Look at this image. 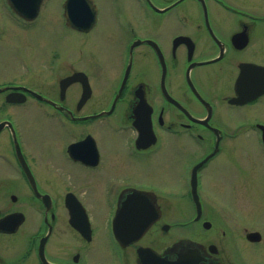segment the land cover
Wrapping results in <instances>:
<instances>
[{
	"label": "flooded vegetation",
	"instance_id": "1",
	"mask_svg": "<svg viewBox=\"0 0 264 264\" xmlns=\"http://www.w3.org/2000/svg\"><path fill=\"white\" fill-rule=\"evenodd\" d=\"M46 1L30 20L0 11V264H144L139 248L264 264V92L249 99L264 14L239 0H75L70 21L59 0L81 43L30 41ZM119 210L125 236L150 221L125 245ZM189 226L199 233L175 240Z\"/></svg>",
	"mask_w": 264,
	"mask_h": 264
},
{
	"label": "water",
	"instance_id": "2",
	"mask_svg": "<svg viewBox=\"0 0 264 264\" xmlns=\"http://www.w3.org/2000/svg\"><path fill=\"white\" fill-rule=\"evenodd\" d=\"M41 2H42V0H8L9 5L18 14H20L21 16H23L25 18H29V19L36 17V15L38 14V10H39ZM73 2L75 3L76 1L75 0H67V2H66L67 19L70 21L75 19L72 16L73 14H71V8L75 7V6L72 7V4H74ZM79 4H80V7H79V10H77V11H79V13H81L83 16H85V14H83L84 11L82 10L81 5L82 4L83 5L84 4H91V2H90V0H83L82 4H81V2H79ZM83 5H82V7H83ZM84 19H86V18H84ZM76 26H77V28H86L85 25H76ZM258 69H260L259 71L264 72V69H261V68H258ZM253 84H256V82L251 83V85H253ZM259 86L260 87L258 88V91L257 92L255 91L254 94L249 97V99L255 98L256 96H258L259 94H262L264 92V83L260 82ZM198 166H196V168ZM191 188H192V196L197 203V192H196L195 180H194V182H192ZM121 212L122 211H120V210L117 212L115 219H114L113 228H114L115 238L120 242V244L125 245V244L139 238L143 234L146 226L148 224H150V221H145L137 234H134L132 236H125L122 233V230L119 226L120 225L119 221H120V218L122 216ZM137 253H138L139 258L144 262V264H189L191 262L187 263V261H190L193 259L186 254L180 253L178 258H176V260L174 262H168L166 259L160 258L154 252H152L151 250L146 249V248L138 249Z\"/></svg>",
	"mask_w": 264,
	"mask_h": 264
},
{
	"label": "rangeland",
	"instance_id": "3",
	"mask_svg": "<svg viewBox=\"0 0 264 264\" xmlns=\"http://www.w3.org/2000/svg\"><path fill=\"white\" fill-rule=\"evenodd\" d=\"M59 0H47L45 2L44 7L42 8L41 15L37 21L39 30L33 35V38L30 41H38L44 34L47 37L54 36L55 33H62L65 36H73L74 39H76L77 42L81 43L79 39L75 37V35L71 34L69 31L63 29V24L59 21L58 17V5ZM240 4H244L245 6H248L251 11H253L257 15L264 14V0H239ZM100 3H104L102 0ZM6 9V0H0V11ZM42 30V31H41ZM26 36H30L26 35ZM48 41L47 48L50 49L51 47H56L57 43L54 44L56 38H46ZM75 41V40H74ZM51 46V47H50ZM49 52V50H47ZM2 59L0 58V65L2 63ZM5 75L0 73V79H4ZM3 101V95L0 94V103ZM21 115L29 116V114H33L31 112L30 107H22L19 109ZM2 115V113H0ZM180 205L185 208L187 205L185 203H180ZM184 220V219H183ZM194 232L196 234L199 233V230L196 226H189V227H181L177 228L174 231V237L175 240L182 238L184 236L188 235V232Z\"/></svg>",
	"mask_w": 264,
	"mask_h": 264
}]
</instances>
